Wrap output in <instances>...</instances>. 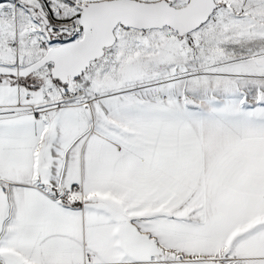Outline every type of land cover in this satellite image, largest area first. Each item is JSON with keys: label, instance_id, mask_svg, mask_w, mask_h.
Segmentation results:
<instances>
[{"label": "snow or ice", "instance_id": "6c2138e0", "mask_svg": "<svg viewBox=\"0 0 264 264\" xmlns=\"http://www.w3.org/2000/svg\"><path fill=\"white\" fill-rule=\"evenodd\" d=\"M0 264H264V0H0Z\"/></svg>", "mask_w": 264, "mask_h": 264}]
</instances>
